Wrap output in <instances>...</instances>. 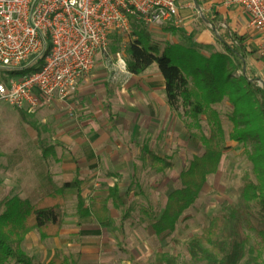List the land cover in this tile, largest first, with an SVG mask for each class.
I'll return each instance as SVG.
<instances>
[{"label":"rangeland","instance_id":"374dc122","mask_svg":"<svg viewBox=\"0 0 264 264\" xmlns=\"http://www.w3.org/2000/svg\"><path fill=\"white\" fill-rule=\"evenodd\" d=\"M145 26L154 41L160 43L162 47L175 44L187 47L193 45L194 36H189L182 29L172 26ZM117 36H120L122 41H117ZM128 37L129 35L125 33L114 32L107 60L101 53L97 57L96 71L108 73L107 80L110 74L106 72V69H111L114 65L122 66V61H126ZM114 48L117 49V54L114 53ZM242 67L241 64V71L233 74L234 81L237 82L241 80V77L246 76L259 86L257 79L252 75L248 76ZM158 71V66L155 64L147 73L154 78ZM11 73L13 72L0 68V82L8 84L11 79L19 78L12 77ZM138 79L141 81L140 78ZM82 81L78 82L76 92L67 102L59 101L49 106L44 105L35 114L21 116L15 110L4 106L1 108L0 147H5L1 149L5 153L0 166V182L3 185L0 193V213L5 210L4 204L12 196L36 201L47 195L53 186L58 187L64 181L73 178L72 173L64 172L63 169L66 166L63 165V161H56L52 157L48 162H41L40 147L43 145V147L51 145L58 147L60 131H66V127L73 125L80 117L77 102H79V87ZM139 81L136 80V82ZM136 82L135 84H138ZM126 83L128 85L132 82L128 80ZM129 95L130 102H135L131 91ZM0 105L4 104L0 103ZM215 108L220 112L224 123L226 138L223 145L227 147V150L224 152L219 171L208 178L197 204L183 216L176 232L157 237L151 231L149 224L152 218L165 207L167 191L180 187L181 172L196 156L204 152L200 138L206 134L209 127L206 118L201 117L199 121H195L185 115L183 108H179L176 111L173 110L168 117L163 115L160 138L154 145V152L163 158H169L174 167L160 174L148 165L145 168L138 156L141 167L139 166L136 172L134 189L136 190L139 184L141 191L137 195L133 194L129 202V217L126 220H123L125 212L114 210V217L110 219V222L101 226L104 238L102 245L110 251L103 255L99 264H161L160 259L163 254L178 257L181 262H189L186 243L193 236L202 233L215 216L223 217L221 237L227 238L235 233L245 239L247 250L254 249L260 263L264 264V241L260 236L262 225L259 222L257 209L253 204L245 203L243 198L246 180H256L254 164L248 155L253 153L257 142L251 139L246 144H240L229 140L228 135L232 130L229 116L233 112V107L226 100ZM140 112L141 108L134 107L133 111H128L127 114L138 115ZM18 143L23 146L20 152H12L11 149L17 147ZM58 152V159L64 160L66 154L63 150ZM48 173L53 180V186L47 181ZM133 174L135 173H126L127 176L124 179L132 181ZM14 184H19L21 188L17 190V193L14 190L11 192L12 195H9V186ZM87 198L89 199L90 196ZM88 199H86L87 205ZM76 207L74 196L68 197L65 205V222L69 227L74 226L73 213ZM31 233L23 248L37 261L45 262L52 255L49 252H52L57 240H41L38 232ZM73 238L78 244L80 240L77 237ZM60 253L65 252L62 250Z\"/></svg>","mask_w":264,"mask_h":264},{"label":"trees","instance_id":"16d2710c","mask_svg":"<svg viewBox=\"0 0 264 264\" xmlns=\"http://www.w3.org/2000/svg\"><path fill=\"white\" fill-rule=\"evenodd\" d=\"M127 35L129 41L125 62L128 72L139 76L157 64L166 84L169 106L174 111L183 108L185 115L195 121L205 117L209 124L206 134L200 138L204 152L181 172L180 187L167 191L165 207L149 224L151 231L157 237L176 232L183 216L199 201L208 178L219 171L227 147L223 145L226 138L224 123L215 107L227 100L233 107L229 116L232 130L228 139L240 144H246L251 139L257 142L253 153L248 155L254 164L256 180H246L243 198L245 203L253 204L257 209L262 225L260 236L264 241V89L246 76L234 81L233 74L241 71L244 56L229 46L225 53H215L210 57L184 45L162 47L154 41L145 24L135 20ZM117 37V41H122L120 36ZM235 39L242 43L241 38ZM115 48L114 53L117 54ZM41 66L42 62L39 67L36 65L13 72L11 76L22 77L34 73ZM55 150V146L43 147L44 162L52 157L57 159ZM143 159L160 174L174 167L169 158L150 151L145 153ZM83 183L79 171L75 179L58 187H54L50 179L52 189L39 200L19 196L9 198L4 204L5 210L0 213V264H78L76 259L60 253L55 254L49 262L37 261L25 252L23 246L31 232H38L41 240L60 236L65 223L66 195L70 191H75L77 195L79 227L80 220L88 217H93L97 223L108 222L111 207L125 212L123 220H126L132 195L141 191L139 184L134 189L135 183L124 190L114 186L107 196L91 197L87 205L82 197ZM222 221L221 216L213 217L202 233L189 239L186 243L189 262L163 254L160 263L261 264L254 249L247 250L245 239L235 233L227 238L221 237Z\"/></svg>","mask_w":264,"mask_h":264},{"label":"crops","instance_id":"0c3cea01","mask_svg":"<svg viewBox=\"0 0 264 264\" xmlns=\"http://www.w3.org/2000/svg\"><path fill=\"white\" fill-rule=\"evenodd\" d=\"M176 1L179 8V24L177 27L171 23L164 26L182 29L189 36H194L191 47L206 57L215 53H225L227 46L237 49L244 56L243 71L248 76H254L259 86L264 89V58L260 56L264 42L263 34L250 26V18L244 9L228 7L225 4L226 0ZM235 37L241 38L242 43H239ZM104 59L107 60V57ZM96 67L97 61L92 72L80 80L84 81L79 87V102H77L80 117L73 125L66 127V131H60L58 147L51 145L56 149L55 160L63 161V165L66 166L64 172L73 174V178L64 183L75 179L80 171L84 181L82 197L85 200L88 196L90 198L107 196L114 186L124 190L135 183L136 172L139 166L141 167L138 156L145 168L148 165L152 169L151 165L144 161L143 156L147 151L155 153L154 145L160 138L163 115L168 117L173 111L168 103L166 84L160 71L151 78L147 73L151 68L142 75L136 76L123 69L121 65H114L111 69H106L110 74L107 80L108 73L98 72ZM128 80L132 83L127 85ZM130 91L135 102L129 100ZM3 106L17 111L21 116L35 114L26 113L7 104L0 105V111ZM134 107L141 108L140 114H127L128 111L132 112ZM22 147L18 143L11 151L19 153ZM40 148V161L44 162L43 147ZM1 149L5 147H0ZM58 150H63L66 154L64 160L58 159ZM4 153L3 150L0 151V166ZM131 172L135 173L133 180H125L126 173ZM50 179L52 178L48 173L49 184ZM2 187L3 185L0 187V193ZM20 188L19 184L9 186L8 194L12 195L11 192L14 190L17 193ZM70 196H74L77 205L75 191L68 192L65 202ZM114 210L116 209L111 207V218L114 217ZM73 218L74 226L69 227L66 222L64 223L60 236L55 238L56 246L52 252H49L52 255L45 262H49L56 252L60 253L63 250L65 253H60L62 256L74 258L78 264H99L103 255L110 251L102 245L104 238L101 227L110 220L97 223L93 217H88L80 220L79 227L76 211L73 213ZM73 237L80 240L78 244Z\"/></svg>","mask_w":264,"mask_h":264},{"label":"built area","instance_id":"2783aa9c","mask_svg":"<svg viewBox=\"0 0 264 264\" xmlns=\"http://www.w3.org/2000/svg\"><path fill=\"white\" fill-rule=\"evenodd\" d=\"M225 4L244 9L264 40V0ZM178 16L176 0H0V68L20 72L42 62L37 72L0 82V103L36 113L44 105L67 102L99 53L109 57L114 32L129 34L134 20L177 27Z\"/></svg>","mask_w":264,"mask_h":264}]
</instances>
